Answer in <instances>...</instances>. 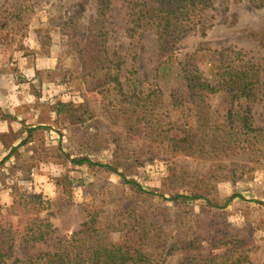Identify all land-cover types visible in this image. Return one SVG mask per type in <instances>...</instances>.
Masks as SVG:
<instances>
[{"label":"rangeland","instance_id":"obj_1","mask_svg":"<svg viewBox=\"0 0 264 264\" xmlns=\"http://www.w3.org/2000/svg\"><path fill=\"white\" fill-rule=\"evenodd\" d=\"M108 1L102 18L98 0H0V88L9 90L0 118L16 128H0V220L22 232L29 198L41 196L40 217L56 233L35 253L54 251L94 211L112 243L149 253L151 264H204L234 239L264 264V131H241L221 93L191 95L184 72L214 83L228 50L264 70V0H184L196 14L167 54L154 28L130 39L128 3ZM110 66L126 98L106 83ZM260 80L240 113L255 129L264 127ZM185 134L194 146L176 147ZM80 158L118 172L73 164ZM23 256L17 241L13 259Z\"/></svg>","mask_w":264,"mask_h":264},{"label":"trees","instance_id":"obj_2","mask_svg":"<svg viewBox=\"0 0 264 264\" xmlns=\"http://www.w3.org/2000/svg\"><path fill=\"white\" fill-rule=\"evenodd\" d=\"M131 11V25L128 30V37L134 39L135 35L146 28H154L159 38V51L161 54H167L172 50L176 43V37L184 21H192L191 15L195 13L188 11V5L194 2H185L184 0H126ZM108 0H98L100 8L98 11L104 18V9L107 8ZM188 11V12H187ZM196 14V13H195ZM100 18V19H102ZM199 26L204 25L200 20L196 23ZM184 30V29H183ZM187 31V30H186ZM184 32V31H183ZM106 35V33L104 34ZM175 35H177L175 37ZM175 37V38H174ZM102 45L105 47V38L102 39ZM238 55L231 50L225 51L220 57L219 70L215 82L205 79L198 70L188 72L189 67L185 66L184 72L187 74L185 79L187 89L191 95L205 97L207 95L223 94L230 101L232 107H237V119L241 122L240 130L246 133H261L262 129H255L249 115L241 116V107L244 103L254 101L260 91L261 76L264 70L260 66L237 63L233 56ZM114 61H111L113 64ZM188 67V68H187ZM106 83L115 85L119 93L126 98L127 93L118 76L111 74V66L106 74ZM159 89H154V98H158ZM193 97V96H192ZM155 100V99H154ZM233 113V112H232ZM249 113V112H247ZM190 135L175 143L176 147L181 144L191 148L194 146V139ZM75 165L98 166L117 173V169L111 165L94 163L89 158L74 159ZM128 184L142 190V187L135 181H126ZM239 196L233 195L229 201ZM194 200L201 197L188 198L184 195H177L171 200L177 199ZM30 209L27 214L31 219L25 223L23 231L14 229L10 222L4 223L0 220V264H151V255L149 253L134 252L124 249L122 245L114 244L102 231L98 213L90 211L88 221L82 226V229L72 235L70 239L59 240L54 251L35 253L37 245L47 244L50 238L56 233V228L48 218H41L40 215L47 208L41 196L30 197ZM263 204L264 203H260ZM27 215V216H28ZM17 241L20 242L23 258L13 259V252ZM230 246L225 254L214 257L204 264H254L250 261V247L246 240L234 239L224 244ZM183 264H195L193 257H188Z\"/></svg>","mask_w":264,"mask_h":264},{"label":"crops","instance_id":"obj_3","mask_svg":"<svg viewBox=\"0 0 264 264\" xmlns=\"http://www.w3.org/2000/svg\"><path fill=\"white\" fill-rule=\"evenodd\" d=\"M1 90H0V99H1V101H3V100H5L4 98L5 97H7L8 96V92H9V90L7 89V88H0ZM16 89V88H15ZM15 91V90H14ZM10 92L12 93L13 91L12 90H10ZM14 95V94H13ZM16 100V99H15ZM5 102V101H4ZM16 106H18V103L17 104H15ZM8 104H7V106H6V108H8ZM12 106H10L9 107V110H11L10 111V114H19L20 115V117L18 118L19 120H26L27 122H26V124H28L29 122H30V120H29V118H30V115H28V112L27 113H25L23 110H20V111H17L18 109H17V107H12ZM8 110V111H9ZM23 111V112H22ZM17 112H19V113H17ZM2 119L0 118V128H4V127H8L9 129H16L15 128V124H13L12 122L9 124V123H7L6 121H1ZM19 126V125H18ZM4 131H0V135H2V134H4L3 133ZM25 135V134H24Z\"/></svg>","mask_w":264,"mask_h":264}]
</instances>
